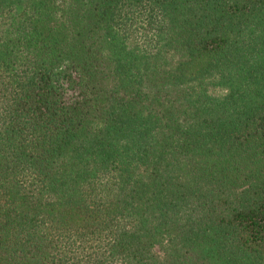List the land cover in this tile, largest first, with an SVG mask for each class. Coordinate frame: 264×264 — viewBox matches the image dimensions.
I'll list each match as a JSON object with an SVG mask.
<instances>
[{
    "label": "trees",
    "instance_id": "1",
    "mask_svg": "<svg viewBox=\"0 0 264 264\" xmlns=\"http://www.w3.org/2000/svg\"><path fill=\"white\" fill-rule=\"evenodd\" d=\"M0 264H264V0H0Z\"/></svg>",
    "mask_w": 264,
    "mask_h": 264
}]
</instances>
